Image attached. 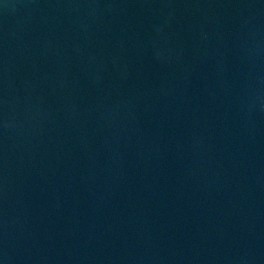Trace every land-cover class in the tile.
I'll use <instances>...</instances> for the list:
<instances>
[{"label":"water","instance_id":"1","mask_svg":"<svg viewBox=\"0 0 264 264\" xmlns=\"http://www.w3.org/2000/svg\"><path fill=\"white\" fill-rule=\"evenodd\" d=\"M0 264H264V0H0Z\"/></svg>","mask_w":264,"mask_h":264}]
</instances>
